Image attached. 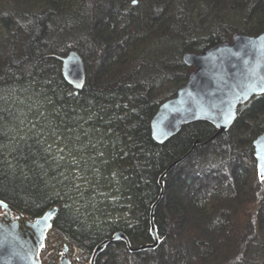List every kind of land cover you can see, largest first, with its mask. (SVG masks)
<instances>
[{"label":"trees","instance_id":"obj_1","mask_svg":"<svg viewBox=\"0 0 264 264\" xmlns=\"http://www.w3.org/2000/svg\"><path fill=\"white\" fill-rule=\"evenodd\" d=\"M136 1L0 0V199L31 218L57 205L51 230L79 245L84 261L119 230L140 246L152 241L160 175L201 139L166 179L155 212L160 246L130 253L113 242L97 264H264V179L254 154L264 95L241 105L226 133L198 121L160 144L151 127L194 71L185 52L264 33V0ZM72 50L88 71L78 93L55 56ZM51 123L87 138L76 158L86 174L80 188L71 189L46 139ZM41 257L59 261L49 247Z\"/></svg>","mask_w":264,"mask_h":264},{"label":"water","instance_id":"obj_2","mask_svg":"<svg viewBox=\"0 0 264 264\" xmlns=\"http://www.w3.org/2000/svg\"><path fill=\"white\" fill-rule=\"evenodd\" d=\"M55 56L62 62L66 82L77 93L83 90L88 82V71L82 54L72 50L67 55ZM183 60L188 66H193L194 71L186 84L160 105L151 123L152 136L160 144L178 135L184 126L198 121L211 123L219 134L226 133L236 123L240 106L264 95V33L249 35L237 32L231 42H222L201 52H185ZM201 143L202 140L197 139L185 155L160 175V194L150 212L152 241L134 247L124 231H116L95 247L91 264H97L99 255L113 242H125L131 253L160 246L162 238L155 212L165 197L166 179ZM254 150L261 177L264 174V132L254 140ZM0 202H3L0 204L3 209L0 212V264H44L42 250L59 207L52 206L42 215L31 218L4 200L0 199ZM59 264H71L68 246Z\"/></svg>","mask_w":264,"mask_h":264},{"label":"rangeland","instance_id":"obj_3","mask_svg":"<svg viewBox=\"0 0 264 264\" xmlns=\"http://www.w3.org/2000/svg\"><path fill=\"white\" fill-rule=\"evenodd\" d=\"M51 109V105L46 106L44 108V111L41 112V115H47L44 116L45 118H49L48 112ZM40 119L43 120L42 117ZM52 127L53 131L46 132V139L49 141L50 147L53 149L54 153L58 156L61 163H65V174L67 175V178L69 179L71 189L73 188H80L83 184V180L85 179L86 174L84 173V170L79 169L77 167V160L78 155L80 154V150H85L87 145L86 136H82L78 133H75L73 130H64L63 128L56 127L55 124L51 123L48 124ZM46 131V130H44ZM42 130V132H44ZM71 162V163H70ZM170 175V174H169ZM0 212H3V209L1 208ZM125 243V242H124ZM69 245L68 238H60L55 231L49 230L48 235L46 237V243L45 247H49L52 251H54L56 257L58 258V264L63 256L62 249ZM70 246V245H69ZM136 247V246H134ZM43 248V249H44ZM129 250V249H128ZM43 251V250H42ZM130 252V251H129ZM131 253V252H130ZM90 264V259L84 261L83 260V252H81V264ZM71 264H77L76 259H72Z\"/></svg>","mask_w":264,"mask_h":264},{"label":"built area","instance_id":"obj_4","mask_svg":"<svg viewBox=\"0 0 264 264\" xmlns=\"http://www.w3.org/2000/svg\"><path fill=\"white\" fill-rule=\"evenodd\" d=\"M81 248L77 244H73L69 247V254L71 259H76L77 264H81ZM89 264V263H87Z\"/></svg>","mask_w":264,"mask_h":264},{"label":"snow or ice","instance_id":"obj_5","mask_svg":"<svg viewBox=\"0 0 264 264\" xmlns=\"http://www.w3.org/2000/svg\"><path fill=\"white\" fill-rule=\"evenodd\" d=\"M135 2H136V0H133V3H135ZM257 155H258V157H259L260 153L258 152ZM261 178L264 179V174H262ZM2 203H3V202H0V204H2ZM41 246H42V245H41Z\"/></svg>","mask_w":264,"mask_h":264}]
</instances>
